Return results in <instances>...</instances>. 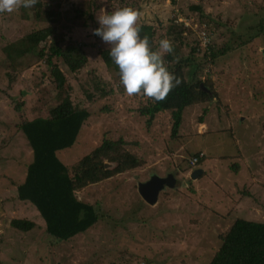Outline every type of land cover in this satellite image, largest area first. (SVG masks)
I'll list each match as a JSON object with an SVG mask.
<instances>
[{"label":"rangeland","instance_id":"rangeland-1","mask_svg":"<svg viewBox=\"0 0 264 264\" xmlns=\"http://www.w3.org/2000/svg\"><path fill=\"white\" fill-rule=\"evenodd\" d=\"M126 6L140 12L138 26L153 28V50L162 39L177 43L168 32L178 22L186 30L182 38L187 43L198 42L203 48L204 33L206 46L218 52L198 75L208 80L215 97L184 109L176 138L170 136L168 112L156 115L147 128L146 118L136 113L143 99L128 96L118 67H106L97 54L99 48L110 47L91 31L99 27L97 16ZM192 6H200L203 15ZM44 11L59 14L57 23L46 21ZM88 13L93 21L86 18ZM260 20L262 30L248 41ZM83 23L90 27L82 28ZM49 26L56 41L85 44L84 68L69 73L61 66L69 89H56L43 61L36 63L26 47L20 59L15 49H8ZM225 46L229 50L223 53ZM263 50L264 0H39L24 11L0 13V264H207L221 243L219 233L235 219L264 223ZM181 52L183 57L189 54L187 48ZM192 69L185 70L190 81ZM9 74L16 81L7 88ZM94 82L108 95L95 91ZM66 96L86 108L90 118L75 144L57 153L63 164L73 165L103 139L122 138L129 143L125 150L138 155L143 165L76 191L81 201L94 206L100 220L88 232L53 244L35 207L16 200V185L32 160L18 126L47 117ZM196 153L205 158L195 166L190 158ZM196 171L201 174L192 178ZM152 175H172L175 186L162 190L156 204L148 205L137 183ZM12 219H27L36 227L20 232L9 226Z\"/></svg>","mask_w":264,"mask_h":264},{"label":"trees","instance_id":"trees-1","mask_svg":"<svg viewBox=\"0 0 264 264\" xmlns=\"http://www.w3.org/2000/svg\"><path fill=\"white\" fill-rule=\"evenodd\" d=\"M126 1L128 0H120L125 4ZM190 8L199 12L200 16L203 15L200 6ZM21 9L24 11L25 8ZM81 15H83L82 11H78L77 19H81ZM44 18L55 24L57 18L59 19V14L44 11ZM86 18L93 21V17L89 13ZM177 23L169 26L168 34L172 32L175 35L173 40L177 43L173 45V52L164 56V62L168 71L179 77L182 83L170 91L167 98L161 102L154 103L150 98L140 96L143 102L136 108V113L146 118L147 128H150L156 115L168 112L172 121L170 132L172 138L178 136L185 108L211 101L212 97H215L208 80L201 81L198 75L199 70L205 69L204 66L208 64V58L213 63L218 54L214 46L210 44L203 49L198 42L193 45L187 43L182 38L186 30L182 23ZM89 27L87 23L82 24L84 29ZM96 28H98L97 25L91 27L92 33ZM140 28L141 37L147 35L150 47H152L153 28L149 25H140ZM262 28L263 21L260 20L257 29H255L256 34L248 35V41L253 36L257 37L256 35ZM54 33V27L49 26L28 35L25 39L12 44L8 49H15V53H18L17 59H20L25 55L22 46L26 47V51L36 56V63L43 61L56 89H63L65 86L69 89L61 66L65 67L69 73H77L84 68L88 61L84 50L85 44L73 41L61 43V40L56 41ZM185 48L189 50L187 57H183L181 52ZM223 50H225L223 53H226L229 49L225 46L221 51ZM97 54L106 67H112L114 63L109 57L108 49L99 48ZM198 56L199 60L196 62ZM14 57L11 55L12 61H14ZM195 62H200V64L196 65ZM190 66L193 67L191 81L185 74L186 68ZM7 79V88H10L16 79L11 74ZM201 84L207 89V92L202 91ZM93 86L101 96L108 95L109 92L107 93L99 83L94 82ZM86 95L88 99H91V95ZM24 105L20 103L18 107L23 108ZM89 118L90 113L86 108L73 104L70 97L66 96L60 103L48 110L47 117L33 118L18 126L32 150V160L27 166L24 180L16 185V200L28 202L35 207L44 222V231L52 238L53 244L70 241L79 234L88 232L100 220V215L94 206L81 201L75 195L76 191L143 165V161L138 155L125 150L124 146H128L129 143L122 138L103 139L90 153L73 165L63 164L57 153L69 149L75 144ZM203 156V154L196 153L190 158V161L193 159L195 166L199 165L205 158ZM106 163L113 165V168H106ZM232 169L234 174L239 171L237 165ZM9 226L20 232H29L36 227V223L27 219H12ZM218 237L221 243L207 264H264V223L238 218L227 230L219 233Z\"/></svg>","mask_w":264,"mask_h":264},{"label":"clouds","instance_id":"clouds-1","mask_svg":"<svg viewBox=\"0 0 264 264\" xmlns=\"http://www.w3.org/2000/svg\"><path fill=\"white\" fill-rule=\"evenodd\" d=\"M39 0H0V13L19 12L35 6ZM99 27L93 35L109 45V57L119 69L120 84L128 96L139 95L154 103L165 100L182 81L170 73L164 56L173 52L169 39L159 41L158 50L150 47L147 35L141 37L140 12L131 7L104 11L97 16Z\"/></svg>","mask_w":264,"mask_h":264},{"label":"water","instance_id":"water-1","mask_svg":"<svg viewBox=\"0 0 264 264\" xmlns=\"http://www.w3.org/2000/svg\"><path fill=\"white\" fill-rule=\"evenodd\" d=\"M264 56V50H263ZM200 87H203L202 84ZM207 92V89L203 87V90ZM108 164H105V167H108ZM201 174V171L194 172L191 177H195ZM174 180L172 179V175H168L167 177H159L157 175H152L146 182H138L137 183V191L142 200L148 205H155L159 194L162 190L166 188H173Z\"/></svg>","mask_w":264,"mask_h":264},{"label":"built area","instance_id":"built-area-1","mask_svg":"<svg viewBox=\"0 0 264 264\" xmlns=\"http://www.w3.org/2000/svg\"><path fill=\"white\" fill-rule=\"evenodd\" d=\"M201 39L202 40H204L205 42L202 44L203 45V47H206V36H205V34L203 33V37H201ZM202 43V42H201ZM190 164H195L194 162H193V159L190 161Z\"/></svg>","mask_w":264,"mask_h":264}]
</instances>
